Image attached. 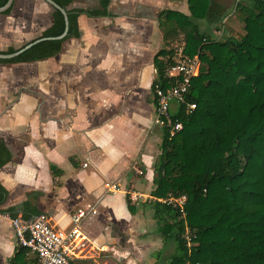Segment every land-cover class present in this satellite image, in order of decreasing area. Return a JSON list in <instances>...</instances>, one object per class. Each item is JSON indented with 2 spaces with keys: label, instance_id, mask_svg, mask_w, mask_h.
<instances>
[{
  "label": "crops",
  "instance_id": "1",
  "mask_svg": "<svg viewBox=\"0 0 264 264\" xmlns=\"http://www.w3.org/2000/svg\"><path fill=\"white\" fill-rule=\"evenodd\" d=\"M18 1L11 15H0L7 50L53 25L46 2ZM101 1L74 0L71 8L99 9ZM108 1L111 17L81 15L80 36L64 41L55 57L0 64V139L13 155L0 169L9 194L2 208L41 193L37 209L65 229L73 212L92 207L81 229L83 255L72 264H170L176 243L162 238L152 206L163 139L154 125V61L172 40L160 14L190 16L189 0ZM209 1L200 30L215 38L236 34L242 19L232 9L242 0ZM17 252L11 219L0 214V264Z\"/></svg>",
  "mask_w": 264,
  "mask_h": 264
},
{
  "label": "trees",
  "instance_id": "2",
  "mask_svg": "<svg viewBox=\"0 0 264 264\" xmlns=\"http://www.w3.org/2000/svg\"><path fill=\"white\" fill-rule=\"evenodd\" d=\"M52 1L67 10V38L42 42L0 64L53 58L64 41L80 36L81 15L111 17L108 0H102L99 9L88 10L71 8L74 0ZM7 2L0 0V8ZM188 4L190 16L173 11L160 14L162 30L172 40L167 44L170 48L155 58L153 91L156 86H168L166 72L175 64L176 50L171 46L175 37L182 35L184 54L199 55L202 64L187 96V103L196 104V110L187 115L186 105H181L172 115L174 123L184 126L175 136L163 129L152 194L155 218L162 238L176 243L170 264H264V0L239 1L237 13L244 29L222 39L202 32L198 25L208 19L210 1L189 0ZM13 8L2 15H11ZM52 17L53 25L40 38L63 34V15L53 9ZM15 51L9 48L2 53ZM12 159L0 139V169ZM8 195L0 183L1 215L25 220L41 215L36 207L41 193H30L23 204L4 209ZM182 196L186 197L184 214L168 203L170 197ZM127 201L131 209L129 197ZM187 231L191 247L185 238ZM10 264H27L22 249L18 248Z\"/></svg>",
  "mask_w": 264,
  "mask_h": 264
},
{
  "label": "built area",
  "instance_id": "3",
  "mask_svg": "<svg viewBox=\"0 0 264 264\" xmlns=\"http://www.w3.org/2000/svg\"><path fill=\"white\" fill-rule=\"evenodd\" d=\"M184 46L178 47L173 61L175 64L167 69L166 76L170 80L166 88L156 86V117L154 125L162 130L168 128L171 137L183 131L184 126L180 122H173L172 115L177 112L181 105H186V114H192L197 106L187 103L192 80L200 75L201 59L199 55L189 57L184 54ZM177 108L174 110L173 105ZM108 192L116 190V186L107 185ZM162 202H167L163 201ZM168 203L180 208L182 214L186 197L179 199L170 197ZM93 208L78 209L70 216L71 226L62 229L57 227L50 215L43 213L30 220L21 217L11 219V227L16 244L24 251L27 264H72L73 261L82 257L81 239L82 224L92 213ZM185 238L191 247L189 231ZM117 255V254H115ZM118 256V255H117Z\"/></svg>",
  "mask_w": 264,
  "mask_h": 264
},
{
  "label": "water",
  "instance_id": "4",
  "mask_svg": "<svg viewBox=\"0 0 264 264\" xmlns=\"http://www.w3.org/2000/svg\"><path fill=\"white\" fill-rule=\"evenodd\" d=\"M44 2H46L52 9H56V10L60 11L61 14L63 15L64 21H65V30H64L63 34H61L58 37L38 38L32 42H29L28 44L24 45L23 47L17 49L14 53H11V54L0 52V60L15 59V58L21 56L26 51L33 48L35 45H38V44L45 42V41H63L67 38L68 33H69V28H70V22H69L67 10L63 9L62 7L57 5L52 0H44ZM14 4H15V0H8V2L3 7L0 8V15L4 14L8 10H10L14 6Z\"/></svg>",
  "mask_w": 264,
  "mask_h": 264
},
{
  "label": "rangeland",
  "instance_id": "5",
  "mask_svg": "<svg viewBox=\"0 0 264 264\" xmlns=\"http://www.w3.org/2000/svg\"><path fill=\"white\" fill-rule=\"evenodd\" d=\"M22 0H19L18 2H19V4H21L22 2H21ZM29 4H31L32 2H30V1H27ZM26 2V3H27ZM39 2L41 3V4H43L44 3V0H39ZM19 4H18V6H19ZM44 4H46V3H44ZM46 6H49V5H47L46 4ZM47 8H50L51 9V7L49 6V7H47ZM232 11L235 13V12H237V2L235 3V8L234 9H232ZM23 21V20H22ZM242 24H241V27H240V29H239V31L238 32H236V33H241L242 32V30L244 29V23L243 22H241ZM239 35H241V34H239ZM37 37H39V35H37L36 36V38ZM222 35L221 34H219L218 35V37H216V39H222ZM29 41H21V42H19V43H16L17 44V48H15V49H19V48H21L22 46H24V45H26L27 43H28ZM183 42H184V38H182V36H177V37H175V39H173V41H172V43H173V45H174V48H175V46L176 47H181L182 46V44H183ZM10 44V42H8V41H4L3 43H1L0 42V49H1V51H7V46ZM6 48V49H5ZM172 243V242H171ZM172 247V246H171Z\"/></svg>",
  "mask_w": 264,
  "mask_h": 264
}]
</instances>
